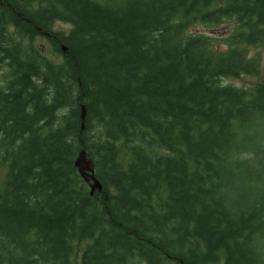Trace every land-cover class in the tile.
Here are the masks:
<instances>
[{"label": "trees", "instance_id": "trees-1", "mask_svg": "<svg viewBox=\"0 0 264 264\" xmlns=\"http://www.w3.org/2000/svg\"><path fill=\"white\" fill-rule=\"evenodd\" d=\"M252 47L264 0H0V264H264Z\"/></svg>", "mask_w": 264, "mask_h": 264}, {"label": "rangeland", "instance_id": "rangeland-1", "mask_svg": "<svg viewBox=\"0 0 264 264\" xmlns=\"http://www.w3.org/2000/svg\"><path fill=\"white\" fill-rule=\"evenodd\" d=\"M233 25L224 24L218 28L208 29L201 25H196L190 29L191 33L195 34H204L207 36H212L217 39H225L227 38L232 31ZM70 30V26L58 23L55 25V31H64L68 33ZM34 46L38 49L48 60H59L61 55L57 52L53 51V48L49 41L46 38H37L34 41ZM218 49L225 50L224 44L221 40L218 42ZM249 55L252 58H257L261 63V75L260 77H251V76H242L240 78H228L224 80V84H228L237 88H249L254 85H257L264 81V48L252 47L249 49ZM5 80V75L3 72H0V85H3ZM138 264H145L144 262H140Z\"/></svg>", "mask_w": 264, "mask_h": 264}, {"label": "water", "instance_id": "water-1", "mask_svg": "<svg viewBox=\"0 0 264 264\" xmlns=\"http://www.w3.org/2000/svg\"><path fill=\"white\" fill-rule=\"evenodd\" d=\"M63 52L66 53L67 52V48L66 47H62ZM86 108L83 107L82 108V120L84 121L86 118ZM76 168L78 169L80 175L82 176V178L86 181V182H92L91 184V194H93L94 192L98 191L101 192L103 187L101 185V183L99 182V180L96 178L95 175V165L93 163L92 160H90L87 155H86V151H82L78 158L76 159Z\"/></svg>", "mask_w": 264, "mask_h": 264}]
</instances>
